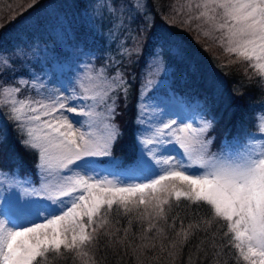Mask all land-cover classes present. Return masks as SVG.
<instances>
[{"label":"snow or ice","instance_id":"snow-or-ice-1","mask_svg":"<svg viewBox=\"0 0 264 264\" xmlns=\"http://www.w3.org/2000/svg\"><path fill=\"white\" fill-rule=\"evenodd\" d=\"M104 7L110 16L115 14V5ZM132 7L138 11L143 5L137 0ZM186 7L189 12L197 9L195 19L222 33L220 43L226 45L224 51L247 61L260 77V87L264 90V0H198L195 4L188 0ZM9 10L14 11L10 5ZM122 24L123 21L114 26ZM152 35L149 34V39ZM17 55H23V50ZM9 63L6 56L0 55V65L7 67ZM102 76L103 72L96 74L101 87L92 96L81 97L74 92L67 98L50 96L48 103L19 100L16 94L20 87L3 88L8 119L22 133L25 149L38 153L40 184L36 186L28 179L20 180L7 173L0 178V189L11 183L27 197L21 204L15 193L7 196L0 193L6 201L0 212L4 216L0 219V264H54L69 253L74 262L99 264L94 249L101 235H107L113 212L123 211L127 215L142 207L141 219L149 221L140 237L145 242L154 229L163 234L164 229L157 228L155 221L167 222L168 213L181 208L182 201L187 202L183 207L197 218L187 228L182 224L181 232L176 233L183 234V242L196 231L207 232L213 224H220L226 229L221 237L226 243L216 250L215 257L221 256L224 248H232L236 250L232 254L236 264L241 261L264 264V139L258 143L250 136L242 146L237 138L232 142L225 140L222 150L213 153L215 137L210 135L213 120H206L197 112L186 117L191 123L180 126L176 119L164 122L165 111L157 121L162 127L146 129L151 134L138 141L139 152L133 160L123 167L122 162L112 160L109 163L119 170H104L106 174L102 175L94 158L112 156L122 135L110 122L116 115L115 103L107 106L109 92L114 90L112 84L119 80V73L111 83L101 79ZM72 99L91 100L92 105L87 111L78 110L65 102ZM100 106H104L103 112L96 111ZM65 112L89 120L73 121ZM140 122L143 123L142 117ZM77 123L81 127L87 124L89 131L74 128ZM260 131L264 133V127ZM8 206H15L18 211L11 213ZM202 212L206 215H201ZM178 218L173 217V221ZM128 224L124 239L132 220ZM152 239L151 245L144 243L148 251L155 250V237ZM215 239L213 233V248L217 247ZM170 247L175 248L176 244Z\"/></svg>","mask_w":264,"mask_h":264},{"label":"trees","instance_id":"trees-1","mask_svg":"<svg viewBox=\"0 0 264 264\" xmlns=\"http://www.w3.org/2000/svg\"><path fill=\"white\" fill-rule=\"evenodd\" d=\"M65 1L67 0H36V3H33V0H0V55L11 59V64L2 68L3 80H14L15 74L11 78H8V75L11 73L9 67L15 64L14 71L18 72L24 71L29 63L37 61L79 60L82 58L80 50L77 49L79 45L73 43L72 39L88 47L85 37H82L83 31H87L83 24L99 22L105 26L109 21L110 27L114 25L116 18L112 19L106 11L107 8L104 7L108 6L109 0L88 1L92 5L89 14L81 9L79 12L77 8L76 16L73 8L61 7L57 10L58 14L45 16L47 7L54 9L63 6ZM127 1L130 6L124 11L123 18L128 20L129 28H125L126 32L122 31L118 34L112 43L105 37L94 38L98 46H102L104 53H106L105 49H109L110 53L114 51L116 53L115 59L104 55L102 56L104 58L98 57L97 63L101 66L111 64V67L106 69H98L99 73L103 72L102 79L106 77L112 82L119 73V80L112 86L114 90L109 92L107 106L115 103L116 115L110 122L114 123L122 133L112 150V155L123 158L121 167L131 162L137 149L134 102L139 90L140 76L153 49L157 46L164 50L167 48L164 34H170L171 44L177 50L189 53L187 54L189 65L181 67L177 64L174 55H161L165 61L169 58V65L173 66L168 77L171 79L170 84L164 87L163 93L178 91L186 98L196 96L203 100L204 105L215 114L213 130L220 139L249 134L248 131L244 132V128L251 131L255 129L253 114L257 109L256 105H261L264 100L260 77L249 67L247 61L239 60L235 55L224 51L226 45L222 46L220 43L222 33L213 31L209 23L195 19L198 10L193 8L189 12L186 7L188 0H143L144 2H141L143 9L141 7L138 11L132 7L134 5L132 2L130 4L131 0ZM196 2L198 0H192L193 4ZM9 5L14 11L9 10ZM82 5L87 6V2ZM62 12L61 17L59 14ZM13 17L16 19L13 20ZM132 17L137 19L132 20ZM71 20L83 24L80 22L73 24ZM34 24L39 27H49L47 41L40 42L28 37L29 34H34L32 33ZM69 25L73 31L70 30L66 41L70 42L71 46L62 49L64 39H60L59 33L60 30L65 31ZM150 33H154L151 39H149ZM43 36L38 37L43 40ZM121 37L123 39L115 45ZM21 50L24 56L17 55ZM83 60L84 58L80 61ZM108 69L109 72L104 71ZM179 71L183 73V79ZM2 76L0 75V79ZM14 125L15 123L8 119L6 107H0V169L11 173L17 171L21 176H31L37 180V152L25 149L21 142L23 135ZM5 135L6 139H4ZM245 138L246 136L242 139ZM181 203V208L173 209L168 213L167 222L155 221L157 228L164 229L163 234H158L154 229L148 234L149 239L145 242H142L140 237L144 235V229L148 227L149 221L141 219L142 207L127 215L123 211L113 212L107 226V235H101L94 249L99 264H189L190 257L191 264H225V262L236 264L235 255H232L235 249L224 248L222 255L215 257L216 250L226 243V240H221L226 229L221 228L220 224H213L207 232L196 231L187 242H183L182 233L180 236L176 235L177 232H181L182 224L187 228L189 223L197 219L191 211L183 207L187 202ZM201 215L206 213L202 212ZM175 216L179 218L174 222ZM129 220H132V225L127 239H124V229L129 228ZM213 233H216V248H213ZM153 237H155V250L148 251L144 248V243L151 245ZM172 243L176 244L175 248L170 247ZM181 243H183L182 248ZM162 244L164 251H161ZM170 252L172 255H169ZM54 264H80V262H74L72 254L69 253L66 257L54 261Z\"/></svg>","mask_w":264,"mask_h":264},{"label":"rangeland","instance_id":"rangeland-1","mask_svg":"<svg viewBox=\"0 0 264 264\" xmlns=\"http://www.w3.org/2000/svg\"><path fill=\"white\" fill-rule=\"evenodd\" d=\"M88 1L93 2V0H67L64 2L63 6L55 7L54 9H51V7L49 6L45 9V16L50 17L52 16L53 13L58 14L57 10H59L61 7L73 8V10L76 11V16H77V8H79V12L81 9L84 13L89 14L91 13L90 11L92 9V5L88 3ZM84 2H87V6L82 5ZM127 2L129 1L109 0L108 6L115 5L116 7L115 14L113 16L110 15L109 16L112 19H114V17L116 18V20L114 21V25H119L120 22L123 21V24L120 27H116L114 25L110 27L108 20L105 26L99 22H96L95 24L89 23L86 25L81 23L80 21L71 20V23L80 22L81 24H83L84 27L90 29V31L98 38L105 37V39H107L110 43H112L113 40L116 39L118 34H120L122 31L126 32V29L129 28L128 20H123L124 11H126L127 7L130 6L129 4H127ZM131 2L132 4L135 5L137 3V0H131L130 4ZM138 2L139 4H141V2L143 3L144 1L138 0ZM121 4H124L127 7L121 8L120 7ZM59 15L62 17L63 12ZM32 28H33L32 33L34 34H29L28 35L29 38L33 37L40 42L47 41L46 36L48 35L47 33L49 31V27L46 26L39 27L37 24L36 25L34 24ZM68 28L65 31L60 30L59 33L60 39L61 38L64 39L63 40L64 47H62V49L71 46V43L66 41V37H68L70 32L73 30L70 28V25L68 26ZM93 34L89 35L86 31H83L82 33V37L84 36L86 38L85 41L88 44L87 48L84 45L80 44L78 40L72 39L73 43L79 45L77 49L80 50L81 53L80 56L84 58L83 61H80L82 58H80L79 60H71L68 62L66 59H62L55 62L44 61V60L43 62L37 61L35 63H29L28 67L26 66V69L24 71H18V72L14 71L16 65L15 64L9 67L11 73L8 75V78H11L15 74L14 80H8V79L3 80L2 68H4L5 66L0 65V75L2 76V78L0 79V107L1 108H3V106L6 107L7 116H8V107L3 103V88L8 87L10 85L20 87L21 91L16 94L17 99L19 100L27 99L30 101L40 100L44 103H48V97L50 96L53 98L57 96L62 98H67L69 96H72L73 93L75 92L77 96L82 97V96H92L95 92H99L101 87L100 81H98L95 78L96 74L99 73L97 70V68H99V65H92L89 61V56L94 58L93 60L96 59L95 57L97 55H100L101 58H104L102 56L105 55V57L107 58L111 56V58L115 59L116 53L115 51L110 53L109 49H105L106 53H104L102 46H99L100 51L96 53L95 41L93 39L95 38V36ZM39 35H44L43 40L40 37H38ZM164 35L166 36L164 40L167 43L166 45L167 48L164 50L161 49V47L157 46L156 48L153 49L154 53L152 52V54L148 57L147 62L143 68V72L140 76L139 90L136 101L134 102L135 121L137 123V134H136L137 149L134 151V156L137 155L139 152L140 146L138 144V141L151 134L150 132L146 131V129H155L157 126L162 127L161 124L157 123V121L160 118L161 112L166 111L167 113L163 117L164 122H169L171 119H176L180 124V126H183L184 123L192 122L191 119H188L186 117H193L197 114V112L203 114L201 107H203L204 101L201 100L200 98H192L194 101L190 99V101L192 102V105L190 106L188 105V103H190L189 101L187 103L179 101L174 96L175 93L173 92L170 93L169 91L167 94L163 93L164 87L170 84L171 79H169L168 77L173 66L169 65V58L165 61L161 57V55L163 54H166V56L169 54L174 55L176 57L177 64H179L181 67H187L189 65L188 55H187L189 53L185 51L177 50L174 47V45L171 44L170 34H164ZM73 36H75L74 32H73ZM18 38L20 39L19 36ZM122 39L123 37L119 38L115 42L116 43L115 45H118L117 42L121 41ZM40 45L42 46V44ZM24 55L25 54L23 52V55L20 56H24ZM74 58H76L75 55ZM9 60H10L9 63L10 65L11 59ZM113 63H117V62H113ZM110 66L111 64L108 65V67ZM180 73L183 79L184 75L182 72ZM102 78L103 77H101V79ZM104 78L108 83H111V81H109L108 78L106 77ZM21 81H26L27 84L22 85L20 83ZM33 85H35V87H33ZM112 86H114V84H112ZM142 97H144L143 100L141 99ZM65 102L68 104L69 107H76L78 110L83 109L85 111H87L88 107L92 105L91 100H84V99H72V100H66ZM157 105H159L160 107H156ZM193 107L195 110L188 112V110ZM256 107L257 109L253 114L255 129H253L252 131L254 133H252L250 129L244 128V132L248 131L249 134L247 135L244 134L246 135L245 140L238 141L241 146L247 143L250 136L255 137L258 143L262 139H264V133L260 131V128L264 127V100H262L261 105L258 106L256 105ZM96 111L103 112L104 106L97 107ZM64 114L68 116L70 120L80 121L81 123L89 120V118L86 116L75 115L71 112H65ZM141 117L143 118V123L140 122ZM44 119H47V117H44ZM205 119L208 120L207 118ZM81 123L74 124V128H77L80 131H89L87 124H84V126L81 127ZM196 123L198 124L199 120H197ZM14 126L18 128L16 124ZM93 131H95V129H93ZM210 135L215 137L214 144L211 147V151L213 153H219L223 148L224 139H220L218 135L215 134L213 129L211 130ZM172 151L173 149L170 147L169 152ZM96 158L106 159L107 162H110L112 160L122 162L123 160L122 157L114 156V155L110 157H96ZM37 161H38V157H37ZM101 170H102L101 172L102 175L106 174L103 168H101ZM5 173L9 174L10 176L15 175L19 177L20 180L28 179L31 182H33L36 186H39L40 184L39 170L37 172V180L28 177H22L20 174H18L17 171L11 173L9 171H3L1 169H0V178H2ZM108 179H113V177L108 176ZM0 193H2L3 196H7V195H11L12 193H15L16 197L18 198L21 204H23L24 201L27 199V197H25L23 194V190L17 187H13L11 183H8L6 185V189H0ZM5 205H6L5 199H3L2 196H0V212H3ZM8 208H9V212L11 213H16L18 211V209L15 206H8ZM3 218L4 216H0V219Z\"/></svg>","mask_w":264,"mask_h":264}]
</instances>
